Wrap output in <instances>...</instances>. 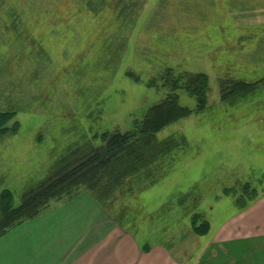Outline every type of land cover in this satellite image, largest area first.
I'll return each mask as SVG.
<instances>
[{
	"label": "rangeland",
	"instance_id": "obj_1",
	"mask_svg": "<svg viewBox=\"0 0 264 264\" xmlns=\"http://www.w3.org/2000/svg\"><path fill=\"white\" fill-rule=\"evenodd\" d=\"M123 1L137 4L121 17L128 26L112 6L92 14L83 0H0V111L19 122L0 136V191L18 205L85 131L86 111L101 108L99 130L129 129L163 96L147 81L166 67L207 73L212 103L157 132L182 134L186 145L151 186L110 208L83 187L50 201L0 234V264H85L98 236L117 230L188 260L239 211L245 183L241 203L264 196V82L234 105L217 100L227 74L264 78V0ZM180 102L194 106L184 93ZM185 194L199 197L195 207L180 204ZM194 208L209 221L201 235L187 227Z\"/></svg>",
	"mask_w": 264,
	"mask_h": 264
},
{
	"label": "trees",
	"instance_id": "obj_2",
	"mask_svg": "<svg viewBox=\"0 0 264 264\" xmlns=\"http://www.w3.org/2000/svg\"><path fill=\"white\" fill-rule=\"evenodd\" d=\"M83 1L92 14H98L102 8L112 6L121 26L131 24L130 21L121 22V17H131V7L137 8L136 3H125L127 1L123 0ZM226 76L222 78L224 82L220 84L217 100L229 105L250 95L264 82V78L246 81L231 78L229 74ZM147 85L160 90L163 96L152 103L140 118L133 119L129 129L99 130L94 122L100 119L101 108H96L97 116H94L93 109L86 111L85 117L89 122L85 131L73 146L67 147L54 161L45 177L21 194L18 205L13 204L10 189L0 191V234L14 226L13 224L37 215L50 201L72 197L76 190L83 188L89 191L100 206L104 204L110 208L119 200V196L134 194L151 186L171 168L185 149L186 140L182 134H169L159 138L157 132L167 124L209 108L212 103V85L210 87L209 77L205 72L177 71L172 67H166L161 73L152 76ZM182 93L194 100L192 108L181 104ZM14 115L15 112L11 110L0 111V136L17 132L19 122L12 120ZM9 122L11 123L8 125ZM135 185L138 187L134 188ZM247 185L248 182L244 184V192L235 197L239 211L247 205L241 203L242 196H248L250 200ZM228 189H225L226 193L230 191ZM250 191L253 192L254 189L251 188ZM187 194L178 201L180 204L188 201L195 207L199 197L189 198L186 197ZM127 210L121 208L119 212L124 215ZM194 210L187 227L192 233L201 235L207 229L209 221L200 220V212L195 208ZM148 247V243L144 244L145 249Z\"/></svg>",
	"mask_w": 264,
	"mask_h": 264
},
{
	"label": "crops",
	"instance_id": "obj_3",
	"mask_svg": "<svg viewBox=\"0 0 264 264\" xmlns=\"http://www.w3.org/2000/svg\"><path fill=\"white\" fill-rule=\"evenodd\" d=\"M122 235L120 230L99 235L96 250L89 251L85 264H264V196L206 236L205 245L188 260L177 259L162 244L145 249L131 234Z\"/></svg>",
	"mask_w": 264,
	"mask_h": 264
}]
</instances>
